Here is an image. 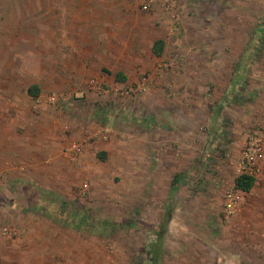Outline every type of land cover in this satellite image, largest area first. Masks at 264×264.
<instances>
[{
	"label": "rangeland",
	"instance_id": "1",
	"mask_svg": "<svg viewBox=\"0 0 264 264\" xmlns=\"http://www.w3.org/2000/svg\"><path fill=\"white\" fill-rule=\"evenodd\" d=\"M121 2L122 16L110 18L113 26L125 29L128 20H135L138 41L161 37L165 52L154 61L152 78L144 71L133 81H106L99 71L87 69L67 82L69 87L58 89L48 79L41 84L47 106L79 119L74 126L82 127L87 143L80 162H74L68 177L57 185V194L31 191L28 206L21 209L22 193L0 194V227L17 232L12 237L0 233V264H146L147 243L163 216L161 180L175 164L164 160L161 164L167 169L159 170L155 179L151 161L146 177L147 152H178V159L188 166V179L180 181L172 196L186 202L184 212L191 223L205 213L216 216L217 203L221 221L227 222L222 198L232 184L218 180L214 186L210 180L220 173L237 176L247 135L259 130L264 136V0H175L173 15L158 0L149 10L141 9V0ZM59 21L35 18L33 0H0V85L3 74L18 73L11 66L20 62L24 71L19 74L26 85L31 83L37 74L34 51L43 59L59 58ZM35 29L41 40L38 50L33 49ZM51 95L58 96L55 103L47 101ZM107 118L108 126L117 131L107 138L112 142L109 153L99 145ZM136 148L141 154L138 162L130 158ZM135 163L142 176L131 178ZM147 186L155 207H147ZM246 200L264 202V164ZM200 201L209 202V208H201ZM166 211L171 213L170 208ZM54 216L72 222V231ZM203 260L210 263L209 258Z\"/></svg>",
	"mask_w": 264,
	"mask_h": 264
},
{
	"label": "crops",
	"instance_id": "2",
	"mask_svg": "<svg viewBox=\"0 0 264 264\" xmlns=\"http://www.w3.org/2000/svg\"><path fill=\"white\" fill-rule=\"evenodd\" d=\"M120 2L121 0H33L35 18L46 16L60 18L56 24L62 28L59 30L61 32L58 37L61 43L56 47L61 51L56 54L59 58L55 61L43 59L40 52L34 51L36 60L33 68L37 74L28 85L25 83L24 76L19 74V71H24L21 62L11 66L16 68L17 74L9 72L3 74L1 79L0 194L22 193L23 198L20 195L21 203L18 205L20 209L25 205L28 206L27 194L31 191L57 194V185L63 182V178L68 177L73 163L80 162L83 152L74 159L69 156L66 148L75 138L82 140L79 142L82 148V145L87 143L85 140L87 135L82 133V127L75 129L74 125L80 124L79 119H73L71 114L61 108L58 110L47 106L46 98L42 97L41 84L48 79L56 82L58 89L69 87L66 83L82 77V73L87 69L99 71L106 81L111 77L119 79L115 75L117 73L128 81H133L139 73L144 71L150 72V78L155 73L152 67L156 58H162L166 48L165 41L158 37L151 42H139L140 33L137 32L139 26L135 20H128L125 29L113 26L110 18L122 16L120 12L122 2ZM37 27L38 24L35 28ZM35 32L36 29L33 49L38 50L41 48V40ZM157 40H161L159 55L153 50V44ZM31 85H36L35 96L28 93ZM107 120H109L107 128L104 129L103 136H100L104 140L100 141L99 145L109 153L112 142L107 138L117 131L114 126L112 128L108 126L111 120L108 118ZM187 130L185 128L183 132H188ZM192 145L193 148L196 147L193 140ZM139 155L141 154L137 148L131 150V161L138 162ZM161 155H155L153 152L145 153L146 177L150 176L151 161L154 166V169L150 171L153 178L159 170L167 169L162 165L165 163L164 160L175 161L171 173L165 170L167 173L161 180L163 198L159 208L163 216L156 222V226L163 231L162 255L159 263L166 264L170 257L172 260L168 261L169 264H264V202L246 200L256 179L249 191L237 188L240 198L239 207L232 216L227 218V222L221 221L217 203L216 216L212 217L205 213L203 217L200 216L198 222L191 223L184 212L186 202L177 200V196H172L174 193L177 194L181 186L180 181L184 182L188 179V166L182 163L183 158L178 159V152L172 156ZM176 175L181 176L178 184L173 183ZM132 176L133 178L142 176V173L138 171L137 163L130 171V177ZM235 177L232 174L220 173L210 182L214 186H217L218 180L221 183L230 182L233 185ZM151 189L148 188L147 207H155L156 203ZM130 190L134 192L133 185ZM138 200L136 198V201ZM208 203L200 201L199 206L207 209L210 206ZM135 206L140 208L138 202ZM169 208L171 213L166 211ZM27 216L30 215L27 214ZM55 218L62 226L67 227L65 230L72 231V222L68 223L67 219L60 216H54L53 219ZM42 235L52 236L49 233H42ZM0 257H3L2 254ZM204 257L209 258L210 263H205Z\"/></svg>",
	"mask_w": 264,
	"mask_h": 264
},
{
	"label": "built area",
	"instance_id": "3",
	"mask_svg": "<svg viewBox=\"0 0 264 264\" xmlns=\"http://www.w3.org/2000/svg\"><path fill=\"white\" fill-rule=\"evenodd\" d=\"M157 0H141L140 6L142 10H149L150 7ZM163 9L170 14H175L176 4L175 0H158ZM91 85H94V80H90ZM139 89H144L140 86ZM58 100V96L51 95L47 98L50 103H55ZM264 130V128H263ZM262 130V131H263ZM264 132V131H263ZM67 153L71 158L78 157L82 152V147L77 141H72L66 148ZM264 164V136L257 130L247 135L246 143L241 152L239 172L240 174L248 175L256 179L263 170ZM237 175V176H238ZM86 187V184H83ZM239 194L237 188L233 185L227 187L223 192L222 209L226 217L232 216L239 207ZM0 233L12 237L17 232L14 228L0 227Z\"/></svg>",
	"mask_w": 264,
	"mask_h": 264
},
{
	"label": "trees",
	"instance_id": "4",
	"mask_svg": "<svg viewBox=\"0 0 264 264\" xmlns=\"http://www.w3.org/2000/svg\"><path fill=\"white\" fill-rule=\"evenodd\" d=\"M257 32H259V31H257ZM260 43H261V39L258 38L257 44H260ZM160 45H161V40H157L153 44V50L155 51V53L157 55L160 54V48H159ZM115 75L120 80H124V77L120 73H117ZM28 93L35 96L37 94L36 85H31L28 88ZM98 155H101V157H103V158L105 157V154L103 152H99ZM179 179H181V176L176 175L173 183L178 184V182L180 181ZM253 183H254V178H252L248 175H245V174H240V175L236 176L234 179V186L238 189L243 190V191H249L251 189ZM65 206H66V203L63 204V207H65ZM65 219H67V218H65ZM162 232H163L162 228H160L157 231V233L156 232L154 233L153 240H150L147 243L148 244V252L146 251V253L148 254V256H147V259L145 261L146 264H158L159 263V261L161 259V255H162V243H161ZM158 242L160 243L161 246L159 245Z\"/></svg>",
	"mask_w": 264,
	"mask_h": 264
}]
</instances>
